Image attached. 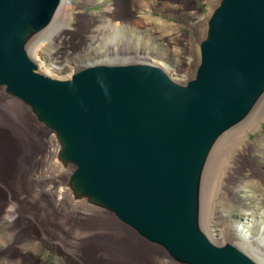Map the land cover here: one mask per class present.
Wrapping results in <instances>:
<instances>
[{
    "label": "water",
    "instance_id": "obj_1",
    "mask_svg": "<svg viewBox=\"0 0 264 264\" xmlns=\"http://www.w3.org/2000/svg\"><path fill=\"white\" fill-rule=\"evenodd\" d=\"M59 1L0 0V84L64 140L72 182L177 258L253 264L198 229L193 184L215 137L264 89V0H223L184 84L149 64L93 65L68 79L38 72L24 30L45 27Z\"/></svg>",
    "mask_w": 264,
    "mask_h": 264
},
{
    "label": "rangeland",
    "instance_id": "obj_2",
    "mask_svg": "<svg viewBox=\"0 0 264 264\" xmlns=\"http://www.w3.org/2000/svg\"><path fill=\"white\" fill-rule=\"evenodd\" d=\"M222 2L60 0L53 18L29 37L25 47L29 56L37 57L40 73L51 71L53 66L62 69L56 77L47 73L53 78L63 79L96 64H162L171 77L187 82L196 77L211 18ZM56 27L63 29L48 40L42 39ZM109 59L115 63L107 64ZM229 136L225 144L214 142L197 167L193 184L196 218L203 231L210 223L220 236L232 238L240 232L249 235L264 254V181L251 171L261 165L264 172V107L256 106L247 121L232 128ZM245 148H249L252 159L241 157L240 151ZM25 150L17 158L19 165L30 153V149ZM0 238V250L11 243L7 224H0ZM27 245L41 264H74L67 255L52 251L39 240Z\"/></svg>",
    "mask_w": 264,
    "mask_h": 264
},
{
    "label": "bare ground",
    "instance_id": "obj_3",
    "mask_svg": "<svg viewBox=\"0 0 264 264\" xmlns=\"http://www.w3.org/2000/svg\"><path fill=\"white\" fill-rule=\"evenodd\" d=\"M61 28H52L53 31L42 39L48 40ZM37 32L28 26L24 30L25 42ZM114 63L110 60L107 64ZM158 67L172 76L164 65ZM61 71L53 66L47 73L56 77ZM47 73L44 74L49 76ZM74 73L62 78H71ZM171 78L179 84L186 83V80ZM262 93L247 112L215 137L211 145L216 141L220 145L227 143L232 128L246 122L256 106L264 107V100L259 101ZM65 146L49 123L40 119L37 110L0 84V224L8 225L11 238V243L0 250L3 264H41L27 245L38 240L52 251L67 255L74 264H192L148 240L121 221L98 198L84 193L77 181L72 182L76 167L67 160ZM25 149H30V153L19 165L17 158ZM240 152L243 159H247L246 156L252 159L249 148ZM255 167L251 171L264 181L261 165ZM237 170L242 171L240 167ZM195 224L214 246H231L253 264H264V254L255 247L256 239L243 232L232 238L220 236L219 230L210 223L203 231L196 213ZM0 242H3L1 238Z\"/></svg>",
    "mask_w": 264,
    "mask_h": 264
}]
</instances>
